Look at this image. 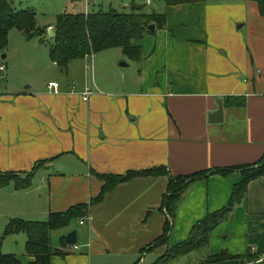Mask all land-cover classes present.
Wrapping results in <instances>:
<instances>
[{
    "label": "crops",
    "instance_id": "1",
    "mask_svg": "<svg viewBox=\"0 0 264 264\" xmlns=\"http://www.w3.org/2000/svg\"><path fill=\"white\" fill-rule=\"evenodd\" d=\"M159 9L165 27L133 42L141 59L127 57L136 64L132 75L95 58L89 83L87 56L59 68L65 76L56 91L48 81L0 94V172L33 174L26 189L0 188L13 216L43 223L50 214L89 205L83 225L77 221V249L64 246L66 235L59 233L50 246L61 254L50 264H140L146 252L158 258L166 245L149 249L168 218L160 211L168 177L250 166L264 155V17L257 4L204 0ZM217 100L222 122L209 123ZM155 167L169 176L137 177L90 203L100 194V175ZM241 180L237 170L191 184L176 208L168 246L225 207ZM22 243L14 255L30 264ZM207 250L231 258L250 250L264 259V176L248 184L245 199L212 231Z\"/></svg>",
    "mask_w": 264,
    "mask_h": 264
},
{
    "label": "trees",
    "instance_id": "2",
    "mask_svg": "<svg viewBox=\"0 0 264 264\" xmlns=\"http://www.w3.org/2000/svg\"><path fill=\"white\" fill-rule=\"evenodd\" d=\"M135 1V0H134ZM166 6L174 7L183 4H192L204 0H161ZM257 4L259 14L264 17V0H250ZM154 25L157 29L165 27V16L155 12H147L143 4L132 5L129 12H117L110 9L106 12L80 14H60L55 18L52 37L53 46L49 50L50 60L58 68L64 70L73 60L83 59L108 49H121L125 55L133 61H140V49L133 46V42L140 40L145 34H149L148 27ZM16 29L29 40L37 37L42 41L46 30L36 26L35 13L33 11H15L7 0H0V54H4L7 47L8 34ZM47 34V33H46ZM40 164V163H39ZM240 171L242 180L234 185L228 204L212 213H208L202 220L196 223L181 243L168 246L175 211L182 195L188 187L196 181L204 180L208 174H228ZM33 174L24 177L14 173L0 172V188L12 184L15 190L26 189L30 186ZM169 176L163 167H155L144 171H128L124 175H100L103 185L98 197L90 203L100 201L103 196L121 183L131 181L137 177ZM264 176V155L255 164L250 166L231 167L215 171H203L190 176L168 177L166 191L162 196L160 211L167 214L162 234L158 237L151 249L166 245V251L152 264H169L171 261L186 256L205 247L212 231L225 219L226 215L240 204L246 196L248 184ZM89 205H78L63 213L50 214L43 223L27 222L22 219H12L7 223L5 235L25 234L27 237L24 250L27 256L33 258L30 264H50L52 255L61 254L52 250L50 235L56 230L69 226L72 221L86 217ZM63 242V240H62ZM64 246L66 244L64 243ZM259 256L247 250L240 257V264H256ZM236 258V257H233ZM239 258V257H237ZM231 259L227 253L207 257L206 263H218ZM0 264H20L17 256L13 254H1ZM264 264V260L263 263Z\"/></svg>",
    "mask_w": 264,
    "mask_h": 264
},
{
    "label": "rangeland",
    "instance_id": "3",
    "mask_svg": "<svg viewBox=\"0 0 264 264\" xmlns=\"http://www.w3.org/2000/svg\"><path fill=\"white\" fill-rule=\"evenodd\" d=\"M9 5L17 12L33 11L35 13L36 26L40 29L46 30V33L40 41L37 37L29 40L25 39L22 32L13 29L8 34L7 47L4 51L6 58L1 60L0 65H5V71L0 72V94L10 92V90L21 88L23 89L30 83L34 86H41L48 81L62 84L64 74L58 67L54 66L49 58V50L53 46L52 37H49V28L54 27L55 18L60 14H80L93 13L103 11L106 12L113 9L117 12H129L134 2L136 4H143L147 12L154 11L159 13L160 7L164 6L161 0H7ZM147 1L149 2L147 4ZM48 30V31H47ZM52 30V29H51ZM120 56V59H118ZM1 57V54H0ZM106 57L108 66L119 71H124L129 74L135 72L134 63H128V58L121 50L109 49L94 54L86 60L88 69L86 71V80L90 83L94 78L89 67L93 59H101ZM119 64H125L127 67L116 68ZM102 72L97 70L95 78L100 81ZM91 85V84H89ZM5 93V94H6ZM2 96V95H1ZM3 192L0 191V253L1 254H20L23 251V243L26 242L25 236L22 233L5 235L7 223L12 219H21L13 216V206L6 202L7 198ZM72 229L80 233L81 227L77 221H72L67 228L60 232L51 234V246L57 245V236L59 233H64L67 236V231ZM80 244V243H79ZM142 258L140 264H152L157 256L147 254ZM147 256V257H146ZM243 256V255H242ZM208 255L207 245L198 251H194L186 256L177 258L169 264H207ZM19 258V257H18ZM259 260L256 264H262L263 258L257 257ZM239 258H231L218 262L219 264H240ZM208 263V264H218ZM109 264V263H108Z\"/></svg>",
    "mask_w": 264,
    "mask_h": 264
},
{
    "label": "water",
    "instance_id": "4",
    "mask_svg": "<svg viewBox=\"0 0 264 264\" xmlns=\"http://www.w3.org/2000/svg\"><path fill=\"white\" fill-rule=\"evenodd\" d=\"M148 31L149 32H153L154 31V25H150L148 27ZM54 32L52 30L49 31V37H53ZM1 60H4L6 58V54H2L1 55ZM121 66H126L125 64H121ZM217 103V111L210 114L209 115V123H221L222 122V115H223V108L222 105L220 103V101H216ZM77 239H76V231H71L70 233L67 234L66 238H65V243L68 246H74L76 245Z\"/></svg>",
    "mask_w": 264,
    "mask_h": 264
},
{
    "label": "built area",
    "instance_id": "5",
    "mask_svg": "<svg viewBox=\"0 0 264 264\" xmlns=\"http://www.w3.org/2000/svg\"><path fill=\"white\" fill-rule=\"evenodd\" d=\"M3 71H5V65H0V72H3ZM48 87H49V89H52V90H55L56 91L57 88H58V84L55 83V82L49 83L48 84ZM88 97H89V92H85V93L82 94L83 101H88ZM85 219H86L85 217L81 218L79 220V224L80 225H83ZM74 249H77L76 246H74Z\"/></svg>",
    "mask_w": 264,
    "mask_h": 264
}]
</instances>
